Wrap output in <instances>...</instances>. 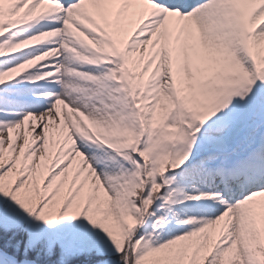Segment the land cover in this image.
<instances>
[{"label":"rangeland","instance_id":"1","mask_svg":"<svg viewBox=\"0 0 264 264\" xmlns=\"http://www.w3.org/2000/svg\"><path fill=\"white\" fill-rule=\"evenodd\" d=\"M239 4L238 0H224L216 18L211 19V30L221 41L220 56L193 89L191 84L182 87L172 70L175 60L168 59L162 76L168 78L165 94L170 96L163 97L159 110H150L149 96H137L135 101L127 100L124 94L113 97L112 108L110 104L102 108L108 112L100 125H104L103 132L93 131L97 142L94 148L91 144L95 142H88L84 149L74 152L68 128L61 125L43 133L34 131V126L20 129L23 139L31 136L32 152L14 134L8 140L1 135L0 212L4 213L0 234L2 230L11 231L14 238L7 248L15 244L25 247L21 257L25 259L33 245L46 239L49 249L94 251L97 258L120 255L126 260L130 246L125 242L123 216L134 183L141 178L135 175L138 169L132 153L141 145L154 152L166 148L167 153L171 147H178V155L188 153L192 160L173 172L166 190L143 214L141 225L150 235L136 243L134 259L138 264H250L249 249L258 233L264 237V194H244L242 204L228 202L224 194L232 185L224 183L221 189L213 182V177L221 179L229 174L223 170L231 171L241 163L244 157L236 156V146L249 129L258 127L256 121L264 118V76L244 65L235 21ZM130 42L139 46L144 38L136 34L127 39V46ZM6 49L7 43H0V50ZM159 51H163L160 44L137 58L140 73H145L142 65L159 63L161 58L154 61ZM55 59L47 55L49 67ZM93 73L101 75L93 68L85 70L84 76ZM4 82L0 77V91ZM20 87L25 85L21 83ZM12 99H17L16 91ZM8 104L0 96V109L10 111ZM85 129L88 133L91 130ZM86 131L84 142L91 139ZM39 134H43L40 140ZM219 152L224 159H215ZM198 162L220 174L201 175V169L195 167ZM190 168L194 179L185 174ZM237 189L234 185L231 193L234 195ZM186 195L188 206L181 207ZM210 196L218 200L213 203ZM205 209L220 212L207 217ZM163 233H171L174 242L163 240Z\"/></svg>","mask_w":264,"mask_h":264},{"label":"bare ground","instance_id":"2","mask_svg":"<svg viewBox=\"0 0 264 264\" xmlns=\"http://www.w3.org/2000/svg\"><path fill=\"white\" fill-rule=\"evenodd\" d=\"M69 1L72 0H63L65 4ZM238 1L236 22L241 38L245 39L241 43L244 65L264 76V0ZM158 2L77 0L62 7L49 5L47 0H0V27H7L0 35V42H7L5 53L0 54V77L5 79L2 95L12 102L9 95L17 92L13 111L6 114L4 108L0 109V132H4L0 134V145L1 135L8 140L14 134L20 144L32 152L31 136L27 135L26 140L20 136L19 131L25 124L34 126V131L37 129L40 133L61 125L68 128L70 148L74 152L84 149L88 142H95L91 144L94 148L97 142L93 131L103 132L104 125H100L108 112L99 111L97 101L92 102V99L97 98L99 105L106 103L112 108L113 97L124 94L127 100L135 101L137 96L149 95L150 110H159L163 97L170 96L165 94L168 78L159 77L164 78L163 69L171 58L175 60L176 75L180 76L182 87L191 84L193 89L198 78L215 67L219 59L221 41L218 34L211 31L210 20L223 6V0ZM136 34H140L144 42L139 46H132L130 42L127 46L126 40ZM159 44L164 54L163 51L157 53L158 58L162 56L158 66L151 75L148 74L150 66L144 69V74L140 73L137 58ZM47 55L56 56L50 67ZM46 68L48 71H44ZM93 68L101 71V75L84 76L85 70ZM21 83L26 87H20ZM256 124L258 127L249 129L234 150L236 156L244 157L235 169L250 165L248 157L258 154L256 146L259 153H263L264 118ZM85 128L91 129L89 133ZM85 131L91 139L84 142ZM42 135H38V140ZM215 159H224V156L217 153ZM195 167L201 169V175L209 172L203 162ZM223 171L230 172L229 169ZM185 174L194 179L193 168ZM262 187L264 184L249 188L248 196L264 194V189L257 192ZM187 197H183L185 202L180 203L181 207L188 206ZM209 200L214 203L218 199L210 196ZM237 202L245 201L239 197ZM218 211L205 209L204 213L211 217ZM162 237L170 243L175 239L171 233H163Z\"/></svg>","mask_w":264,"mask_h":264},{"label":"trees","instance_id":"3","mask_svg":"<svg viewBox=\"0 0 264 264\" xmlns=\"http://www.w3.org/2000/svg\"><path fill=\"white\" fill-rule=\"evenodd\" d=\"M140 157L143 151H140ZM147 154V153H146ZM152 159V156L149 155ZM143 159V158H142ZM169 155H164L162 159L151 164V169L148 171V181H143L141 186L134 192L132 203L130 205L128 215L124 217V231L127 233L126 239H131L136 235V229L141 219L142 208L148 206L155 193L165 186L168 180L161 178V171L166 166ZM141 167L143 165L141 164ZM143 193V194H142ZM150 194V195H149ZM4 211L0 212V217ZM11 231L2 230L0 234V248L4 249L7 253L13 255L17 259H21L22 252L25 247L17 244L16 247L10 248ZM10 239V240H9ZM15 239L16 235H15ZM254 243L253 247L249 250L250 264H264V244L261 237ZM134 249V248H133ZM27 259L34 264H124V256H112L97 258L96 253L85 252L83 254L67 253L61 248L49 249L46 246V240L43 239L35 244L27 254ZM133 253L130 255V264H138L133 258Z\"/></svg>","mask_w":264,"mask_h":264},{"label":"water","instance_id":"4","mask_svg":"<svg viewBox=\"0 0 264 264\" xmlns=\"http://www.w3.org/2000/svg\"><path fill=\"white\" fill-rule=\"evenodd\" d=\"M7 260H8V258H7ZM8 262H9L10 264H15V263H13V262H11V261H9V260H8Z\"/></svg>","mask_w":264,"mask_h":264}]
</instances>
